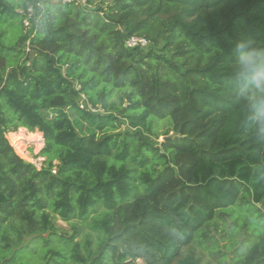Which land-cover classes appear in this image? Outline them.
Segmentation results:
<instances>
[{
	"label": "trees",
	"instance_id": "16d2710c",
	"mask_svg": "<svg viewBox=\"0 0 264 264\" xmlns=\"http://www.w3.org/2000/svg\"><path fill=\"white\" fill-rule=\"evenodd\" d=\"M76 1L0 0V264L36 245L40 264H202L178 259L238 203L261 233L229 264H264V140L226 69L235 42L264 45V0ZM6 22L27 34L7 42ZM131 36L149 47L125 48ZM113 90H128L125 107L107 106ZM98 110L134 129L137 156ZM150 117L169 119L172 137L144 136ZM20 128L42 134L39 169L6 139ZM143 152L153 166L135 176ZM73 219L96 232L94 252L74 242L81 225L58 233Z\"/></svg>",
	"mask_w": 264,
	"mask_h": 264
},
{
	"label": "rangeland",
	"instance_id": "374dc122",
	"mask_svg": "<svg viewBox=\"0 0 264 264\" xmlns=\"http://www.w3.org/2000/svg\"><path fill=\"white\" fill-rule=\"evenodd\" d=\"M108 1L110 0H103V2L105 3H107ZM76 2L83 4L84 0H77ZM4 31L5 39L9 43H13L16 39L20 37L21 34L24 36L27 34V29H25L23 26L19 27L17 22H6L4 26ZM160 47L161 45H159L158 48ZM127 92L128 90H113L110 98L107 101V106L115 110H117L120 106L125 107V94ZM99 111V113L103 115L113 113L115 116H117L118 119L116 122H114V128L110 129L107 132V135L116 136L117 134H119L117 141L119 143L126 141L130 146V150L132 149V155L135 154V156H137L135 151L138 148L137 146L139 145V141L134 138H131V134L134 132V129L130 128L128 124L122 118H120V116L116 115V111L110 110L108 111V113H105L103 110ZM147 123H149L150 130L149 134L144 133V136H150L149 138L151 141L158 140V143L162 142L163 138H165V136L163 135L165 133H168V137H172L173 133L169 131L171 128L169 119L158 120L153 117H150ZM20 129H22L21 132L19 131ZM20 129H18L14 133L6 134V139L13 148L15 154L19 158H21L17 154L18 152L13 144V137L16 136L18 138H21V140H19V143L23 146L24 154L27 156L26 159H21L33 164L37 169H39L44 160V158L38 157L40 151L44 147L42 134L36 131L33 133H29L23 128ZM34 133H38L39 136L30 135ZM143 154L146 156V158H148V161L144 167H140L134 162L128 163V166L132 168L133 174L135 176H138L142 171H144L145 168H150L151 166H153L151 161V155L145 152H143ZM54 164L56 165L57 162H54ZM239 204L240 203L230 207V209L228 210L233 213V216L230 219H233L235 221V225L229 224L231 220L228 217H226L224 221L217 219L216 221H214V223H211V225L204 230L206 238L197 237L189 247L182 250V253L178 260H181L186 256H193L194 258H199L202 261V264H229L232 262L231 260L236 257V255L234 254L236 250L235 247L237 246V244L240 243L242 239H246L247 235L249 234V242L245 245V247L255 242L261 233L259 224H257L260 218L255 212V207L248 205H243L242 207H240ZM244 209H246L247 211H245V213L244 211H242V213L241 210ZM47 211L50 212V210ZM91 219L92 217L89 218V221H91ZM56 225L58 227V233H63L66 236H71L73 234L74 230L72 227H79V225H81L77 235L74 237V242L80 244L81 251L83 253L84 247L88 246L91 251L94 252V250H96V232L91 230L87 223L83 225L81 224V222H79V220L76 219L71 220L70 223H65L60 220H56ZM244 227L246 228L244 229ZM27 242L28 240L26 239L23 244H26ZM87 242L90 243L88 244ZM56 243L57 244L55 245L58 247L62 244L59 241H57ZM50 246L53 247V242ZM34 248L36 251L32 253V255L29 257L25 256L29 254L30 251L23 250L24 258H22V260L20 261L17 259V261L12 262V264H25L26 262L28 264H40V251L42 250L40 248V245H36L34 246ZM68 263L69 261L67 262V264ZM135 264H143V262L141 260H136Z\"/></svg>",
	"mask_w": 264,
	"mask_h": 264
},
{
	"label": "clouds",
	"instance_id": "9594fccd",
	"mask_svg": "<svg viewBox=\"0 0 264 264\" xmlns=\"http://www.w3.org/2000/svg\"><path fill=\"white\" fill-rule=\"evenodd\" d=\"M227 72L236 86L239 116L251 120V129L264 140V45L252 39L240 40L227 53Z\"/></svg>",
	"mask_w": 264,
	"mask_h": 264
},
{
	"label": "built area",
	"instance_id": "2783aa9c",
	"mask_svg": "<svg viewBox=\"0 0 264 264\" xmlns=\"http://www.w3.org/2000/svg\"><path fill=\"white\" fill-rule=\"evenodd\" d=\"M71 1H74V0H63V2H66V3H69ZM27 12H28V14H31V9H28ZM27 17H29V16H27ZM23 24L25 27L29 26L28 18L26 20H24ZM149 45H150V42L148 40H146L145 38H142V37H138V36H131L128 39H126L124 42V46L127 49L138 48V49L145 50L149 47ZM80 108H85L84 105H82V103H80ZM89 110H91L92 113L97 112V110H92V109H90V107H89Z\"/></svg>",
	"mask_w": 264,
	"mask_h": 264
},
{
	"label": "bare ground",
	"instance_id": "6f19581e",
	"mask_svg": "<svg viewBox=\"0 0 264 264\" xmlns=\"http://www.w3.org/2000/svg\"><path fill=\"white\" fill-rule=\"evenodd\" d=\"M20 132L22 131V129H20L19 130ZM15 135V134H14ZM30 135H33V136H39L38 135V133L37 134H30ZM18 137H16V136H14L13 137V144H14V146L16 147V150H17V154L21 157V158H23V159H26L27 158V156L24 154V148H23V146L19 143V140H21V138H18Z\"/></svg>",
	"mask_w": 264,
	"mask_h": 264
},
{
	"label": "water",
	"instance_id": "95a60500",
	"mask_svg": "<svg viewBox=\"0 0 264 264\" xmlns=\"http://www.w3.org/2000/svg\"><path fill=\"white\" fill-rule=\"evenodd\" d=\"M165 139H167V137L163 138V141H164Z\"/></svg>",
	"mask_w": 264,
	"mask_h": 264
}]
</instances>
